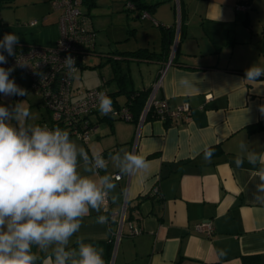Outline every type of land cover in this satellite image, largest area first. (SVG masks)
Returning <instances> with one entry per match:
<instances>
[{
    "label": "crops",
    "instance_id": "obj_1",
    "mask_svg": "<svg viewBox=\"0 0 264 264\" xmlns=\"http://www.w3.org/2000/svg\"><path fill=\"white\" fill-rule=\"evenodd\" d=\"M126 1L110 0L104 13H95V16L89 8L82 9L96 33L92 54L111 62L115 81L123 76L118 79L120 87L108 91L105 86L109 81L103 75L101 79H93L92 87L81 88L74 82L73 86L78 90L102 87L116 103L122 104L127 102L131 91L149 90L159 70L170 61L158 97L164 98L170 108L187 102L190 111L184 120L145 119L138 132L136 120L104 118L99 113L90 116L93 132L83 148L88 156H103L104 167L97 169L83 159L84 165L77 171L97 181L103 176L121 173L120 180L112 178L115 187L107 190L109 209L118 211L126 199L129 216L137 218L142 228L138 235H123L112 264H242V257L249 255H257L258 264H264V191H261L264 189V131L248 133L245 129L246 125L264 119L261 111L264 77L259 81L245 78V71L251 65L264 66L262 48H252L255 35H252L254 25H250L248 12L251 1L196 0L198 9L190 12L186 0H161L150 12L157 25L126 8ZM236 4L248 8L237 9ZM89 5L88 1L86 6ZM171 7H176L178 15L181 13L183 22L177 30L173 25L176 12L172 13ZM194 14L201 19L199 31L190 27L189 17ZM241 25L251 32L250 37H241ZM257 27L264 29L260 23ZM165 29L170 30L165 32ZM171 29L176 38L180 34L182 41L176 54L170 46L171 53L149 57L150 53L163 51L162 35L169 34ZM198 33L202 41L212 44L208 51H191L187 37L198 45ZM57 37L58 33L55 41ZM260 39L264 40V36ZM131 40L133 47L129 46ZM29 45L33 44L22 40L15 51ZM217 45L222 48L218 49ZM135 51L138 53L134 54ZM132 66H137L138 76L132 75ZM82 68L83 63L78 71ZM12 76L27 95L18 100V96L0 94V105L10 108L12 103H20L30 110L31 116L27 121L21 118L8 123L16 128L49 125L41 112L44 107L39 96L29 93L26 75L16 72ZM124 76L130 89L120 82ZM120 93L125 94L123 102L118 100ZM35 104L38 108L33 107ZM215 144L222 147L223 154L206 161L203 151ZM125 152L145 158V165L121 172L128 163ZM237 157L243 159L239 166ZM250 159L256 163H249ZM89 168L92 170L87 171ZM155 187L157 193L153 192ZM99 215H105L103 205L100 212L90 208L81 218L90 232L86 238L102 240L113 236L110 229L114 230V224L110 227L107 223H97ZM202 221L213 224L211 236L194 229ZM76 245L70 250L76 249ZM43 258L45 264L48 257ZM72 258L76 257L69 261Z\"/></svg>",
    "mask_w": 264,
    "mask_h": 264
},
{
    "label": "clouds",
    "instance_id": "obj_2",
    "mask_svg": "<svg viewBox=\"0 0 264 264\" xmlns=\"http://www.w3.org/2000/svg\"><path fill=\"white\" fill-rule=\"evenodd\" d=\"M18 44V35L4 34L0 39V65L7 64V56L15 55ZM64 64L70 72L76 70L71 55L65 57ZM13 70L0 66V94L27 95L11 78ZM261 77L264 66L253 64L245 71L247 80L259 81ZM97 101L102 114L113 110L112 100L104 92L97 94ZM30 116V110L20 103L11 108L0 105V264H34L37 257L33 245L41 249L55 245L45 264H68L71 257H78L72 264H106L103 249L93 243L78 238L76 249L70 250L67 245L79 232L81 218L89 209L101 211L107 190L115 187L112 178L103 176L97 181L78 173V157L83 159L88 151L78 148L67 129L39 125L16 128L8 123L21 118L27 121ZM212 155L213 150H206L205 160L210 162ZM124 159L128 163L121 172L140 169L146 163L145 158L132 152H125ZM89 162L104 167L103 156L89 157ZM237 163L241 165L243 159L237 157ZM249 163L256 161L250 159ZM96 222L106 224L108 216L99 215Z\"/></svg>",
    "mask_w": 264,
    "mask_h": 264
},
{
    "label": "built area",
    "instance_id": "obj_3",
    "mask_svg": "<svg viewBox=\"0 0 264 264\" xmlns=\"http://www.w3.org/2000/svg\"><path fill=\"white\" fill-rule=\"evenodd\" d=\"M82 2L83 0H50L52 9L59 13L57 19L59 35L54 45L49 47L29 45L21 51H15L14 56L5 54L7 64L0 66L13 68L11 74L16 72L25 74L29 80V87L37 92L40 96L41 105L50 112L53 124H61L71 135H75L87 144L91 138V129H93L90 116L96 113L102 114L98 108V93L104 92L112 100L113 110L107 114L109 118L131 122L134 121V117L129 103H116L112 95L104 88L94 87L78 90L73 86L76 72L83 63L85 56L92 54L95 45L96 33L89 17L81 9ZM125 6L130 10H134V5L129 0L126 1ZM236 8L246 9L248 6L236 4ZM140 17L150 18L154 24H158L148 11H142ZM36 23V20H31L28 24L33 26ZM69 55L75 58L76 66V70L71 72L64 64L65 57ZM169 63L170 61L159 70L156 79L149 88L144 106L136 120L137 132L147 114H150L152 118L164 120H184L188 118L190 106L187 102L175 108H170L164 98L158 97L163 74ZM131 98H133V95H131L129 101ZM40 126L51 128L49 125ZM95 167L100 169L97 165ZM109 177L120 180L122 175L117 172L109 175ZM153 192L157 193L158 188L155 187ZM102 205L105 215L108 216L107 224L110 227L112 224H116V229L112 231L115 245H117L122 235L134 236L142 231L137 218L129 216L126 199H124L118 211H112L109 209L107 191ZM213 228L210 221H202L194 225L197 232L204 233L207 236H211Z\"/></svg>",
    "mask_w": 264,
    "mask_h": 264
},
{
    "label": "rangeland",
    "instance_id": "obj_4",
    "mask_svg": "<svg viewBox=\"0 0 264 264\" xmlns=\"http://www.w3.org/2000/svg\"><path fill=\"white\" fill-rule=\"evenodd\" d=\"M252 4V8L248 9V12L251 15V21L250 25H254L252 27V35H255V38L252 42V48H255L256 46H260L262 48V51H264V40L261 41V37L264 36V29L261 27H257V24L260 23L261 25H264V0H255V2H252L253 0H250ZM197 1L196 0H186V3L189 5L190 12H196L197 8ZM110 0H95L94 4L89 5V7L86 6V3H82L81 9L87 10L89 8V12L93 16L96 14H103L104 10L107 8V6L110 4ZM172 13L176 12L175 19H174V27L177 30L179 28L180 22L182 23L181 19V13L176 10V7H171ZM192 14V13H190ZM59 15L58 11H55L52 9L50 0H10V2H3L0 3V16L2 18V21L0 23V39L3 38L5 33H15L19 36V42L24 40L28 42V44L33 45H42V46H53L55 43V34L58 33L59 35V25L58 21L56 23V18ZM244 13L242 19H244ZM173 17V16H172ZM58 19V18H57ZM31 20H36L37 23L33 27H31L28 23ZM173 20V18H172ZM189 22L191 23V29L195 31L201 30V19L197 14H194L193 16L189 17ZM240 29V35L241 37H245L246 35L250 37L249 30L246 31L245 27L241 25L239 27ZM175 30V34H176ZM255 33H254V32ZM254 33V34H253ZM132 40L134 39V36H130ZM180 34L178 38H176V35H174L171 48V52L173 53L174 50L178 47L181 38ZM131 40V43H129L130 47H133L134 43ZM187 40L189 43H191V51L197 52L200 50L208 51L210 47H213L212 44H208L206 41H202V39L199 36V33L197 34L196 40L197 43L192 40V38L187 37ZM242 44V43H241ZM218 49H221L222 46L217 45ZM225 48V47H224ZM225 52H228V49H223ZM170 52V53H171ZM264 53V52H262ZM100 61V64H99ZM134 65V64H133ZM122 68H124V65L122 64ZM137 67V66H136ZM135 66H132V75L138 76L140 72H138V68ZM100 71V72H99ZM142 73H145L143 71ZM97 75V76H96ZM102 75L105 77L106 80L109 81V83L105 86L108 91H115L117 88L120 87V84L118 83V79L122 78L123 76H118L116 78V81L113 79V68L112 64L109 61H106L104 57H98V55L95 54H89L85 56L83 60V68L76 72V75L74 77V85L79 87H92L93 79L98 78L101 79ZM27 77V76H26ZM16 81V78L13 76L11 77ZM126 77L124 76V80H120V82L123 84L124 87L130 89V84L126 81ZM118 83V84H117ZM122 86V87H123ZM30 94H36L37 92L34 89H30ZM33 90V91H32ZM124 93V92H123ZM120 93L118 95V100L120 102L124 101L125 94ZM39 96V95H38ZM22 96H18V100ZM40 98V96H39ZM17 100L14 101L16 103ZM15 106L13 103L11 104V107ZM38 108L35 105L33 107ZM10 107V108H11ZM43 108V106H42ZM43 112L45 120L48 122L49 126L51 128L56 127L57 125L53 124L51 121L50 112L44 107V109L41 110ZM121 120V119H119ZM92 129H91V135L92 136ZM70 139H72L76 145L79 147H85V143L81 141L79 138H77L75 135H70ZM89 142V141H88ZM89 157L92 156H86L83 159L89 160ZM78 157V164H77V170H81V167L84 165V160ZM116 229V224H114V230ZM90 232H88L86 226L82 223L81 228L78 233H76L73 237L70 238L69 244L67 245L68 249H71L73 245L76 244L77 239H82L85 242L92 243L91 239L86 238L87 235ZM123 235L119 239L117 243V249L120 246V241L122 239ZM77 246V245H76ZM55 245L48 247L47 249H41L37 245L32 246V252L34 255H36L37 259L34 261V264H43V257L47 256L49 257L52 252ZM114 252V248H113ZM112 252V255H113ZM115 253V252H114ZM78 259L72 258L71 261H68V264H72V261Z\"/></svg>",
    "mask_w": 264,
    "mask_h": 264
},
{
    "label": "trees",
    "instance_id": "obj_5",
    "mask_svg": "<svg viewBox=\"0 0 264 264\" xmlns=\"http://www.w3.org/2000/svg\"><path fill=\"white\" fill-rule=\"evenodd\" d=\"M88 1H89L90 5L94 4V0H84V2H86V3H88ZM129 1L134 5V10L137 11L138 15H140V13L142 11H148L150 13L161 2V0H129ZM3 2H10V0H0V3H3ZM171 28H173V26H171ZM168 30H170V29H165V32ZM162 38L164 41L163 51L161 53H154V52L150 53L148 55L149 57H159L162 53L166 54V53L170 52V46H171L173 38H174V30L171 29V31H169V34L167 33L166 35L164 33L162 35ZM176 52H177V48L175 49L174 53L176 54ZM133 53L135 54L138 52L135 51ZM116 72H117V70H116ZM148 91L149 90H147V91L133 90L129 94V98L127 100V103H129V105H130V109L133 113L134 120H137V118H138V116H139V114H140V112L144 106ZM131 95H133V98H131V100L129 101ZM103 117L109 118L107 115H103ZM149 118H152V116L150 114H147L146 119H149ZM165 120H169V119H165ZM54 124L59 126L61 129H65V127H63L59 123H54ZM245 129L248 133H254L257 131H264V119H260L256 122H253L251 124L246 125ZM208 149L213 150L212 156H217V155L223 154V149L219 144H215L213 146H210V147L206 148L203 152L205 153V151ZM110 230H111V232L113 231V229H110ZM92 243L103 249V251H104L103 258H104L106 264H110V260L112 257V250L114 248V235L113 236L110 235L108 238L102 239V240H92ZM241 262H242V264H258L257 255L243 256Z\"/></svg>",
    "mask_w": 264,
    "mask_h": 264
},
{
    "label": "water",
    "instance_id": "obj_6",
    "mask_svg": "<svg viewBox=\"0 0 264 264\" xmlns=\"http://www.w3.org/2000/svg\"><path fill=\"white\" fill-rule=\"evenodd\" d=\"M115 249H116V245L114 246V251H115ZM113 257H114V252H113V255H112V259L110 261V264H112Z\"/></svg>",
    "mask_w": 264,
    "mask_h": 264
}]
</instances>
